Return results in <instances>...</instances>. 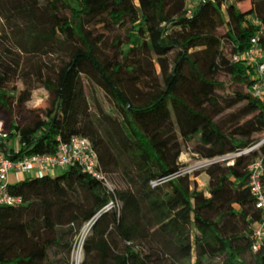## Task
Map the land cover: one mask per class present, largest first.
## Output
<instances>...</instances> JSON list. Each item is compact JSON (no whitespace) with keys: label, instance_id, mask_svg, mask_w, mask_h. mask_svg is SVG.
Returning a JSON list of instances; mask_svg holds the SVG:
<instances>
[{"label":"trees","instance_id":"1","mask_svg":"<svg viewBox=\"0 0 264 264\" xmlns=\"http://www.w3.org/2000/svg\"><path fill=\"white\" fill-rule=\"evenodd\" d=\"M244 4L248 8L242 11ZM187 11V0H0V16L10 29L5 42L25 55L67 51V60L48 67L46 77L40 63H30L52 110L45 120L26 125L27 137L20 139L14 97L6 88L19 62L10 50L9 62L0 56V113L10 119L0 132L6 134L0 152L18 161L54 155L59 143L86 138L114 188L111 193L75 165L10 184L9 193L22 204L0 207V264H71L75 238L88 223L93 226L80 264H264V248L250 252L251 224L260 213L248 188V166L264 157V146L232 164L208 166L206 194L191 181L198 171L150 185L178 171L182 143L196 140L192 153L207 160L255 144L248 134L236 137L215 120L222 113L215 93L222 85L215 74L224 72L245 87L228 98L230 106L244 104L241 111L264 116V102L249 93L252 68L233 61L252 39L264 52V0H200L190 15ZM128 23L131 32L121 33ZM221 27L225 37L217 36ZM99 29L112 36L110 61L97 54V46L108 42L105 34H94ZM148 55L160 69L157 81L145 69ZM84 82L107 95L112 106L94 110ZM33 89L26 84L18 105ZM114 197L118 210L102 211ZM52 204L56 223L47 213Z\"/></svg>","mask_w":264,"mask_h":264},{"label":"rangeland","instance_id":"2","mask_svg":"<svg viewBox=\"0 0 264 264\" xmlns=\"http://www.w3.org/2000/svg\"><path fill=\"white\" fill-rule=\"evenodd\" d=\"M188 3H191V0H188ZM248 8V4H244L240 6V10L244 11ZM131 24H127L124 29H122L121 33L127 34L131 32ZM94 34H105L106 38L108 39L106 44L98 45L97 46V54L101 60L110 61L113 57V50L110 48V42L112 36L105 33L103 29L93 30ZM226 27H221L217 31V36L225 37ZM8 35L10 36V29L7 26L6 22L0 16V56L2 57L3 61L9 62L7 54V50H10L12 53L11 57L15 59V61L19 62L18 72L14 75H11L9 81L6 85L7 91L14 97L13 100V120L14 124L18 127L19 131L17 132V139L26 138L27 136H23V129L29 123H32L36 119L45 120L46 117L49 115L50 111L52 110V103L50 100V96L48 92L42 87V85L37 82L36 76L30 73V63H40L38 67L42 71L43 75L46 77L48 67H57L61 65L63 61L67 60V51H60L56 50L54 53L49 54L48 56L40 57L39 55H25L18 50H16L9 42H5L2 38ZM227 47V58L231 59L230 46L226 45ZM189 53H192L193 50L189 49ZM177 53L176 49H173L168 57V71L171 69L173 60ZM197 57L202 58V54H198ZM145 69L148 70L150 77L157 81L159 75V67L155 63L153 57L148 55L145 57L144 60ZM30 73V76L24 77L22 72ZM213 79L220 83L222 86L215 90L216 95L219 98L220 105L222 107V113L220 116L216 117L215 120L219 123V125L223 128L224 131L227 133H236V137H243V135L248 134L252 140H255V145L264 146V116H259L258 112L255 113H245L242 110L244 104L238 105H229L231 100L228 98L234 95V92H244L245 87L243 85L235 84L230 81L229 76L224 72H219L213 76ZM27 85H33L34 89L30 92V97L24 105H18V96L19 94L26 90ZM85 95L91 99V105L93 109L98 108L99 106L103 109H108L112 106V102L110 99L105 95L102 91L94 86L87 84L84 82L83 84ZM96 100V102H95ZM0 122L2 123V128L7 127L10 125V119L8 114L0 113ZM7 131V130H6ZM8 132V131H7ZM8 146L13 145V141H6ZM197 141L194 140L190 143H182L181 154L178 158V163L182 164L187 167H195L197 168L196 171L199 172V175L191 181H195L197 184V188L199 191L203 192L204 194L207 193V178L204 173L206 166L210 161H217L216 159H220L221 157L214 158L212 160L207 159H200L197 155L192 153L193 148L196 146ZM252 146V147H253ZM230 156L225 155L223 157ZM230 162L231 160H225ZM224 162V161H223ZM67 169L63 170H56L55 173L61 174L65 173ZM30 177V175L19 174L17 180L14 179L12 176L10 178V184L13 185L16 182L24 180L25 178ZM117 185H120L116 179H112ZM54 205H49L48 208V215L51 216L52 221L56 223V217H54ZM90 225L86 224L81 229L80 233L82 234L83 230L87 232L89 231ZM75 238V246L71 253V264H75L72 261V257L74 252L80 250L82 252V244L83 240L81 239V234ZM85 237V236H84ZM84 239V238H83ZM83 255V252H82ZM246 260L251 261V255L248 254L246 256ZM81 263V262H80Z\"/></svg>","mask_w":264,"mask_h":264},{"label":"built area","instance_id":"3","mask_svg":"<svg viewBox=\"0 0 264 264\" xmlns=\"http://www.w3.org/2000/svg\"><path fill=\"white\" fill-rule=\"evenodd\" d=\"M199 2L200 0H191V3H188L187 0V15L191 14V8ZM252 22L257 24L256 19ZM251 44L252 46L248 50L235 55L233 61H243L252 68L253 83L249 89V93L253 98L264 102V52L257 47L256 39H252ZM1 131L2 123L0 122V132ZM0 138L2 140L6 139V134L0 133ZM259 146L260 145H255L216 160H220L219 162L231 160L229 164H232L233 159L259 149ZM74 165L79 167L82 173L91 176L101 183L108 191L113 193L114 188L104 177L98 163L97 155L90 141L86 138L74 137L69 143H59L54 155H31L18 161H11L0 152V207H14L22 204L21 198L9 193L10 174H13L16 180L19 174L41 178L45 175H54L56 170L67 169ZM196 170L197 168L195 167H187L180 164L178 171L164 178L152 181L150 185L154 187L180 177H191ZM248 188L254 201V207L260 213V218L251 224L252 236L250 252L256 254L264 248V157L256 158L248 166ZM118 208V201L114 197L102 211L108 212L110 210H118ZM87 225H90V223L86 224V226Z\"/></svg>","mask_w":264,"mask_h":264},{"label":"bare ground","instance_id":"4","mask_svg":"<svg viewBox=\"0 0 264 264\" xmlns=\"http://www.w3.org/2000/svg\"><path fill=\"white\" fill-rule=\"evenodd\" d=\"M85 235H86V231L83 230V232L81 234V239L82 240H83ZM81 258H82V252L80 250H78V251L74 252L73 257H72V261H74L75 264H80Z\"/></svg>","mask_w":264,"mask_h":264},{"label":"water","instance_id":"5","mask_svg":"<svg viewBox=\"0 0 264 264\" xmlns=\"http://www.w3.org/2000/svg\"><path fill=\"white\" fill-rule=\"evenodd\" d=\"M219 161H220V160L212 161V162L208 163L206 166H204L203 168H207L208 166H210V165H212V164H214V163H217V162H219ZM92 226H93V223H90L89 231H88L87 234L85 235V237H84V239H83V242H84L85 238L88 236V234L90 233V230H91ZM82 258H83V255H82ZM82 258H81V261H82ZM81 261H80V262H81Z\"/></svg>","mask_w":264,"mask_h":264},{"label":"crops","instance_id":"6","mask_svg":"<svg viewBox=\"0 0 264 264\" xmlns=\"http://www.w3.org/2000/svg\"><path fill=\"white\" fill-rule=\"evenodd\" d=\"M12 176L14 177L13 174H10V176H9V183H10V178H11ZM206 178H207V176H206ZM14 179H15V177H14ZM15 180H16V179H15ZM207 182H208V178H207Z\"/></svg>","mask_w":264,"mask_h":264}]
</instances>
